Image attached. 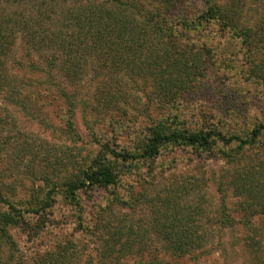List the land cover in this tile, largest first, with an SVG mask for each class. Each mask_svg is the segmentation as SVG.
<instances>
[{
  "label": "trees",
  "instance_id": "16d2710c",
  "mask_svg": "<svg viewBox=\"0 0 264 264\" xmlns=\"http://www.w3.org/2000/svg\"><path fill=\"white\" fill-rule=\"evenodd\" d=\"M15 1L17 9L9 11L4 0H0V94L8 98L26 96L30 92L25 82L31 80L35 85V100L44 98L47 104H52L65 96L69 103L60 108L66 109L68 132L80 136L72 120L75 101L70 100L65 85L52 88L47 81L40 83L42 77L34 71L41 69L34 64L29 68L31 74L19 71L21 67H17L18 71L9 68L13 46L21 37L36 50H61V72L68 81L79 83L85 68L87 73L100 78L102 116L95 122L104 119L111 125L109 132H99L94 124H88L95 129L91 131V147L96 152L84 154L82 165L72 179L50 183L45 195L35 196L29 209H21L0 194V231L15 256L18 243L10 228L40 229L41 216L34 222L25 212L44 213L46 207L53 205L55 195L62 193L64 202L81 213L79 223L83 234L103 242V264H125L121 258L135 254L142 256L135 264H173L174 261L205 264L211 253V247L206 245L211 231L202 223L205 194H197L191 203L186 201L197 191L199 178H189L184 185L165 184L153 196L145 195L144 188L136 197L129 196L152 204V219L147 224L130 223L128 216L117 221L103 217L102 212L111 205L130 203L121 191L123 181L128 186L137 181L144 186L146 175L156 174L157 159L175 147L213 154L216 151L231 161L234 189L245 196L236 208L244 211L239 220L246 226L243 236L249 242L261 238L264 173L261 167L257 168L256 161L252 162L256 158L250 149L259 145L264 119L254 121L253 125L241 122L243 111L236 102L242 101L240 98H245L246 93L232 85L226 84L223 90L217 88L213 97L205 100L215 113L212 117L216 122L211 124H207L208 116L194 99H204L210 90V67L216 65L219 56L230 68L237 59H245L248 68L242 67L241 71L247 82L252 86L262 84L264 88V1L257 9L255 20L244 16L246 0H33L29 7H24L25 0ZM226 36L227 41L221 43ZM223 51L233 52L235 58L223 59ZM242 51L243 55L239 56L238 52ZM45 59L57 64L55 57ZM20 64L18 61L17 65ZM44 73L51 78L50 71ZM125 77L134 86H144V81L151 80L158 97L133 106L131 103L137 97H132V87L124 85ZM247 109L250 107L245 104ZM99 189L110 193L107 208L101 206L97 221V217L87 220L83 218L88 205L83 201L84 196ZM223 202L218 218L220 222L232 223L236 218L225 210ZM256 218L261 221L259 224L254 221ZM261 225L262 231L258 228ZM155 239L162 244L164 253L156 252L159 246L154 245ZM58 245L45 252L35 250L29 258L30 264H75L73 246L67 241Z\"/></svg>",
  "mask_w": 264,
  "mask_h": 264
},
{
  "label": "rangeland",
  "instance_id": "374dc122",
  "mask_svg": "<svg viewBox=\"0 0 264 264\" xmlns=\"http://www.w3.org/2000/svg\"><path fill=\"white\" fill-rule=\"evenodd\" d=\"M32 1L25 0L24 7H29V3ZM261 1L264 0H246L244 16L255 20L257 9L261 7L259 6ZM15 2V0H4V6L6 5L8 10L12 11L18 7ZM197 2L195 7H197ZM195 12L199 13L197 9ZM226 38L227 36L222 37L221 43L226 42ZM224 53L227 56V58L225 55L223 56L225 60H228V57L235 58L233 52ZM243 53L244 51L238 52V55L241 56ZM62 54L63 52L56 48L36 50L26 45L19 37L10 56V69L18 71L17 67H21L23 69L19 71L29 72V68L34 64L41 69L40 72L34 71L35 75H41L42 82L40 81V83L47 81V84L52 88H57L58 85L67 87L70 100L75 101L73 107L75 115L72 120L80 135L72 136L73 133L68 132L66 109L61 110L60 108L67 107L66 105L69 103L65 96L53 100L52 104H47L44 98L35 100L33 93L35 85L31 80L25 82L28 83L26 89L30 92L26 96L14 95L8 98L0 94V194L16 203L21 209L32 207L35 196L43 197L55 181L62 182L72 179L73 173L79 171L82 165L83 155L96 152V148L91 147L93 140L91 131L95 129L89 127V123L94 124L99 132L111 130V125L105 123L104 119H99L98 124L95 122L99 116H102L99 114L102 109V102L99 98L100 89L98 88L100 78L95 77L91 72L87 73L85 68L79 83L68 81L61 72ZM48 57H55L57 64L48 63L45 59ZM220 58L222 57L219 56L216 65L210 67L208 76L210 90L206 91L205 98L194 99L197 107L205 111L208 116L206 117V120H209L207 124L216 122L214 121L216 118L212 117L215 116V113L210 110L211 108L207 106L205 100H210L215 90L217 88L223 90L226 84L236 87L244 95L246 93L245 98H240L242 101L236 102L239 107H242L241 122L253 125L256 120L257 122L264 121L261 120L264 119V88L261 86L262 84L252 86L253 84L247 82L245 74L241 71L242 67L248 68L246 60L237 59L236 65L230 68L226 66L227 62L224 63ZM18 61L22 64L17 65ZM44 71H50L51 78L48 79V74H45ZM29 74L31 73L29 72ZM137 81L141 82L139 78ZM124 83V85L132 87V97H137L135 98L137 100L131 103L133 106L144 105L158 97H156L157 91L151 80L144 81V86L136 83L134 86L125 77ZM113 87L115 89L116 85ZM251 97L255 98L250 101ZM245 104H248L250 109L245 110ZM231 130L233 129L231 128ZM250 153L256 158L252 162L256 161L257 168L261 167L264 173V134L260 138L259 145L250 149ZM233 168L231 161L222 158L221 154L219 155L216 151L213 154L198 152L191 147L171 148L163 152L157 159L156 174L152 177L147 174L148 179L145 177L144 186L139 181L130 186L126 185L127 181L122 182L121 191L125 198L131 200L130 203L113 204L108 209L106 207L107 199L110 196L108 191L99 189L93 193L88 192L83 200L84 203H88L87 215L83 214V218L89 220L97 217V221L100 211L105 207L107 210L102 213L104 218L107 217V221L111 219L117 221L128 216L130 223L147 224L152 219V204L148 200L131 199L129 196L136 197L142 188H144L145 195L153 196L158 191H162L165 184L181 182L184 185L190 179L199 178L197 189H195L197 191H193L186 201L191 203L197 199V194H205V214L202 223L211 231L206 242V245L211 247V253L207 256L205 264H264V231L260 234L261 238L258 236L251 242L243 236L246 234L244 230L246 226L239 220L244 211L236 208L239 207L245 196L234 189L236 182L232 178ZM132 182L134 181L129 183ZM61 190L58 188V191ZM61 194L55 195L53 205L46 207L44 213L25 212V215L33 219L34 222L38 220V216H41L39 218L42 220L39 223L40 229L10 228L11 234L18 243L19 250H16V256L13 252L14 249L5 242L0 231V264H20V262L30 264L29 258L38 250L45 252L54 249L59 242L63 241H67L73 246L71 250L73 259L76 261L75 264H103L101 257L104 248L103 242L85 232V235L83 234L82 226L79 223L81 213L78 212V208L67 205ZM90 194L92 196H89ZM223 201H225V210L231 212L232 216L236 218L232 223L229 221L220 222L218 218L224 208ZM254 221L257 222V218ZM260 222L259 220L257 224ZM258 228L262 231V225ZM153 243L155 246H159L157 253L158 250L160 253H164V248L159 240L155 239ZM141 258V255L135 254L121 259L125 264H135ZM174 262L173 264H187V261Z\"/></svg>",
  "mask_w": 264,
  "mask_h": 264
}]
</instances>
